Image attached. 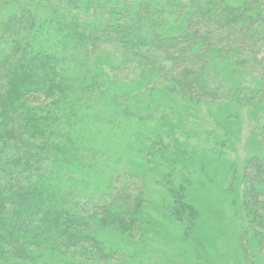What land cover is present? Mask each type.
Segmentation results:
<instances>
[{
	"label": "trees",
	"instance_id": "16d2710c",
	"mask_svg": "<svg viewBox=\"0 0 264 264\" xmlns=\"http://www.w3.org/2000/svg\"><path fill=\"white\" fill-rule=\"evenodd\" d=\"M64 1L0 0V264H123L97 231L143 234L141 188L129 191L105 153L69 135H87L92 104L129 108L91 68L102 46L160 74L175 96L249 110L264 150V0H113L88 17L80 0ZM100 111L97 125H115ZM244 181L264 248V152L246 161ZM181 201L170 210L195 229L197 213Z\"/></svg>",
	"mask_w": 264,
	"mask_h": 264
},
{
	"label": "rangeland",
	"instance_id": "374dc122",
	"mask_svg": "<svg viewBox=\"0 0 264 264\" xmlns=\"http://www.w3.org/2000/svg\"><path fill=\"white\" fill-rule=\"evenodd\" d=\"M112 1L80 0L78 12L82 17L99 14ZM89 63L107 97L118 94L131 102L127 109L92 104L93 116L81 121L87 135L71 132L70 138L86 137V145L106 154L105 168L114 166L119 181L132 192L141 188L143 197L141 237L98 230L104 245L125 256L123 264H264V248L257 244L243 204L246 161L264 152L249 110L229 101L175 96L157 85L160 74L121 65L108 46L100 47ZM100 110L111 112L115 125H97ZM134 168L137 180L128 178ZM178 198L197 213L195 229L171 212Z\"/></svg>",
	"mask_w": 264,
	"mask_h": 264
}]
</instances>
